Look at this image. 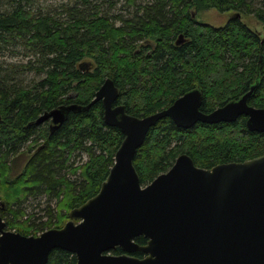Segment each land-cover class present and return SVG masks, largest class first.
Listing matches in <instances>:
<instances>
[{
	"label": "trees",
	"instance_id": "trees-1",
	"mask_svg": "<svg viewBox=\"0 0 264 264\" xmlns=\"http://www.w3.org/2000/svg\"><path fill=\"white\" fill-rule=\"evenodd\" d=\"M124 1L132 8L126 15L109 12L114 0H0V54H10L0 61V216L6 229L38 235L59 228L71 209L98 192L124 138L104 123L101 102L69 111L56 128L37 119L59 106L88 104L106 78L118 88L116 103L137 117L167 108L194 88L202 94L200 110L208 113L255 82L248 103L264 108V0ZM201 9L231 15L216 27L197 19ZM245 122L242 115L185 129L160 119L134 156L140 183L166 172L180 154L202 168L263 154L264 133L248 131ZM41 196L55 205L43 208V216L26 214L24 203ZM75 262L74 254L54 248L46 264Z\"/></svg>",
	"mask_w": 264,
	"mask_h": 264
},
{
	"label": "water",
	"instance_id": "water-1",
	"mask_svg": "<svg viewBox=\"0 0 264 264\" xmlns=\"http://www.w3.org/2000/svg\"><path fill=\"white\" fill-rule=\"evenodd\" d=\"M182 40L179 36L176 44ZM256 87L257 82L208 113L200 110L202 94L194 88L167 108L137 117L116 103L118 88L106 78L88 104L59 106L39 116L37 123L50 119L56 128L69 111H87L100 101L104 123L124 138L98 192L71 209L63 226L23 235L6 229L0 216V264H46L54 248L74 254L75 264H264V153L211 168L180 154L146 185L133 163L149 129L164 117L187 129L244 115L248 131L264 133V108L248 103ZM137 236L146 243L135 242ZM115 248L122 252L112 254Z\"/></svg>",
	"mask_w": 264,
	"mask_h": 264
},
{
	"label": "rangeland",
	"instance_id": "rangeland-1",
	"mask_svg": "<svg viewBox=\"0 0 264 264\" xmlns=\"http://www.w3.org/2000/svg\"><path fill=\"white\" fill-rule=\"evenodd\" d=\"M50 2H54L57 3L58 0H49ZM101 2V0H99ZM115 3L113 4L114 6H112L109 9L110 13H122L124 15L128 14L129 12L132 11V8L129 6H126V3L124 0H114ZM140 0H137L136 3H139ZM103 7L105 9H107L108 4L103 5ZM231 15V12H224V13H219L217 10L215 9H201L199 11H197L196 16L197 19L202 22V23H206L209 25H213V26H221L223 25L228 17ZM242 19L249 24L252 28H255L257 30H262V24L260 22H258L252 15H244L242 16ZM10 54L9 52L5 53L4 55L0 54V61H9ZM82 159H85V155H82ZM21 162L20 160H17V164L19 165ZM79 164V163H77ZM53 206L55 205V199H50L49 202H47L46 196H41L37 199V201H32L30 202H25L24 203V207H25V213L26 214H35V216H43L44 215V211L42 210L43 208H45L46 206ZM45 217L41 218L42 220Z\"/></svg>",
	"mask_w": 264,
	"mask_h": 264
},
{
	"label": "flooded vegetation",
	"instance_id": "flooded-vegetation-1",
	"mask_svg": "<svg viewBox=\"0 0 264 264\" xmlns=\"http://www.w3.org/2000/svg\"><path fill=\"white\" fill-rule=\"evenodd\" d=\"M46 120H48V119H46ZM50 120V119H49ZM45 121V120H44ZM51 121V120H50Z\"/></svg>",
	"mask_w": 264,
	"mask_h": 264
}]
</instances>
